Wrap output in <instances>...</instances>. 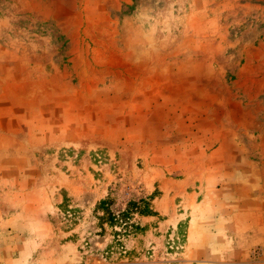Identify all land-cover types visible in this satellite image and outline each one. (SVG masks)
Masks as SVG:
<instances>
[{
  "label": "rangeland",
  "instance_id": "rangeland-1",
  "mask_svg": "<svg viewBox=\"0 0 264 264\" xmlns=\"http://www.w3.org/2000/svg\"><path fill=\"white\" fill-rule=\"evenodd\" d=\"M246 160L264 0H0V264H264L232 231L264 228ZM108 195L150 203L140 233L98 228Z\"/></svg>",
  "mask_w": 264,
  "mask_h": 264
},
{
  "label": "trees",
  "instance_id": "trees-1",
  "mask_svg": "<svg viewBox=\"0 0 264 264\" xmlns=\"http://www.w3.org/2000/svg\"><path fill=\"white\" fill-rule=\"evenodd\" d=\"M114 197L108 195L107 197L100 199L94 209V217L98 228L105 232V225L112 228V233L115 239V242H119L120 236H130L137 235L142 231L140 223H138L134 218L133 214L137 213L139 215H148L151 214L152 209L150 203L145 199H129L125 207L121 210L115 211L113 208ZM61 209L65 214L74 213L75 211L68 207V203L65 201L60 205ZM67 221L73 222L75 219L72 215H68ZM115 227H119L115 229ZM120 245V243H118ZM111 253V252H110ZM128 256H132V252H126Z\"/></svg>",
  "mask_w": 264,
  "mask_h": 264
},
{
  "label": "crops",
  "instance_id": "crops-1",
  "mask_svg": "<svg viewBox=\"0 0 264 264\" xmlns=\"http://www.w3.org/2000/svg\"><path fill=\"white\" fill-rule=\"evenodd\" d=\"M263 162L264 161L261 162L262 164L260 166L259 164L256 166L253 163H249L248 160L243 161L242 164L247 167V170L254 171L256 168H258L259 171V178L256 184L252 181V179H250L249 175L251 174H247L245 172V174L243 175L241 183L243 185L245 194H252V190H254V188H257V193L259 195H264V168H262ZM257 204H259L258 207L264 206V202L258 201ZM252 213L254 212L252 211ZM239 215L240 213H236V216L233 215L235 221L237 220L236 227L234 228L235 230L232 229L233 233L239 236H245V239L243 240H245V244L247 243L246 245L262 247V256L258 257V262H260L261 260L264 261V228L260 227L257 220H253V218L249 217H244V215L242 219H240Z\"/></svg>",
  "mask_w": 264,
  "mask_h": 264
}]
</instances>
